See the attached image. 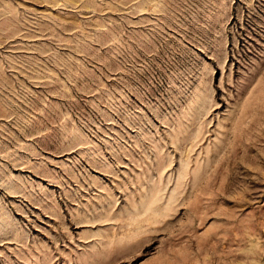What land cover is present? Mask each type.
Returning a JSON list of instances; mask_svg holds the SVG:
<instances>
[{"label":"rangeland","instance_id":"obj_1","mask_svg":"<svg viewBox=\"0 0 264 264\" xmlns=\"http://www.w3.org/2000/svg\"><path fill=\"white\" fill-rule=\"evenodd\" d=\"M0 264H264V0H0Z\"/></svg>","mask_w":264,"mask_h":264}]
</instances>
